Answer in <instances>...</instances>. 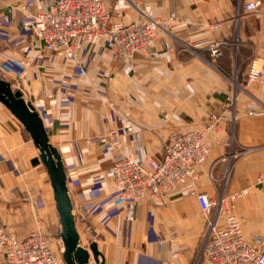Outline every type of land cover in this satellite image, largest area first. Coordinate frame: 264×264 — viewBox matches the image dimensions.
<instances>
[{
  "label": "crops",
  "instance_id": "0c3cea01",
  "mask_svg": "<svg viewBox=\"0 0 264 264\" xmlns=\"http://www.w3.org/2000/svg\"><path fill=\"white\" fill-rule=\"evenodd\" d=\"M51 1L0 0V75L21 86L60 152L81 245L96 241L103 264H193L205 226L193 188L211 197L245 188L234 208L242 234L264 236V80L245 82L249 56L264 57V24L243 9L249 0L239 10L237 0H103L125 22L140 20L145 5L154 17L175 13L153 52L130 58L105 40L82 43L74 58L39 47L23 24ZM222 39V54L210 57L205 42ZM256 102L263 112L249 115ZM210 113L220 127L208 134L196 178L161 201L122 205L110 182L112 132L124 153L159 160L171 133L202 129ZM37 154L0 102V220L19 238L37 228L60 246L52 193L31 162Z\"/></svg>",
  "mask_w": 264,
  "mask_h": 264
},
{
  "label": "built area",
  "instance_id": "2783aa9c",
  "mask_svg": "<svg viewBox=\"0 0 264 264\" xmlns=\"http://www.w3.org/2000/svg\"><path fill=\"white\" fill-rule=\"evenodd\" d=\"M237 6L239 10L240 0H237ZM243 9L262 15L264 24L263 0L246 1ZM137 10L141 19L125 22L118 14L117 19H112L103 0H52L23 27L39 47L63 53L68 58L76 56L82 43L94 44L101 40H105L116 55L130 58L135 53L153 52L155 40L175 20L173 11L164 17H154L149 5ZM227 44L224 39L208 40L204 48L210 57L216 58ZM79 73L83 75L85 70L80 67ZM263 80L264 57L250 55L245 82L254 84ZM15 88L21 91V86ZM257 104H249V115L263 112ZM220 121V116L210 113L202 129L171 133L159 160L148 156L140 159L124 153L120 140L112 132L110 182L121 204L145 197L161 201L181 185L193 181L197 165L206 161L211 150L208 134L220 127ZM227 175L226 171L224 176L227 178ZM257 182H264V174L257 175ZM189 192L195 195L205 217L200 248L193 264L199 261L206 264H264V236L255 233L249 239L245 238L241 231L242 218L234 210L235 200L247 192L245 188L234 193L221 190L212 197L194 188ZM0 259L2 264L62 263L60 253L52 249L37 229H31L25 237L19 238L7 232L1 220Z\"/></svg>",
  "mask_w": 264,
  "mask_h": 264
},
{
  "label": "water",
  "instance_id": "95a60500",
  "mask_svg": "<svg viewBox=\"0 0 264 264\" xmlns=\"http://www.w3.org/2000/svg\"><path fill=\"white\" fill-rule=\"evenodd\" d=\"M0 102L20 122L36 147L38 155L32 158V164L42 163L45 167L58 217V235L62 244L61 256L64 264H90V259L94 264H103L102 254L97 248L96 241H91L88 247L80 243L62 158L57 147L50 142L36 108L2 75H0Z\"/></svg>",
  "mask_w": 264,
  "mask_h": 264
},
{
  "label": "rangeland",
  "instance_id": "374dc122",
  "mask_svg": "<svg viewBox=\"0 0 264 264\" xmlns=\"http://www.w3.org/2000/svg\"><path fill=\"white\" fill-rule=\"evenodd\" d=\"M38 155V154H37ZM36 155V156H37ZM39 166V169L41 170V177H43V179L45 180V182H46V184H47V186H48V188H49V192H50V194L52 193V189H51V186H50V183H49V179H48V175H47V173H46V170H45V167L43 166V164L42 163H39L38 164ZM226 182V178L224 179V183ZM34 229V228H33ZM37 229V228H36ZM57 229V230H56ZM58 233H59V227L57 226V228L55 227V236L57 237V238H59V235H58ZM57 234V235H56ZM46 239V238H45ZM47 241V240H46ZM59 241V245L60 246H58V245H51L48 241H47V243L52 247V249L55 251V252H57V253H60V247H62V244H61V242H60V240H58ZM58 243V242H57ZM62 263H64L63 262V260H62Z\"/></svg>",
  "mask_w": 264,
  "mask_h": 264
},
{
  "label": "trees",
  "instance_id": "16d2710c",
  "mask_svg": "<svg viewBox=\"0 0 264 264\" xmlns=\"http://www.w3.org/2000/svg\"><path fill=\"white\" fill-rule=\"evenodd\" d=\"M224 46L222 47V52H223Z\"/></svg>",
  "mask_w": 264,
  "mask_h": 264
}]
</instances>
